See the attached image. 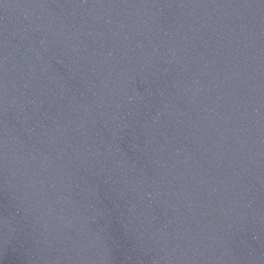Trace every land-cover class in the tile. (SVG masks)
<instances>
[{
	"label": "water",
	"instance_id": "obj_1",
	"mask_svg": "<svg viewBox=\"0 0 264 264\" xmlns=\"http://www.w3.org/2000/svg\"><path fill=\"white\" fill-rule=\"evenodd\" d=\"M0 264H264V0H0Z\"/></svg>",
	"mask_w": 264,
	"mask_h": 264
}]
</instances>
